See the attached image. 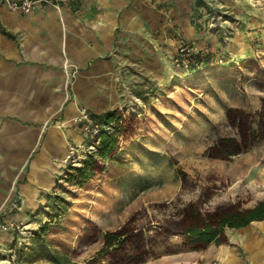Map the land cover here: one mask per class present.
Listing matches in <instances>:
<instances>
[{
	"label": "rangeland",
	"instance_id": "obj_1",
	"mask_svg": "<svg viewBox=\"0 0 264 264\" xmlns=\"http://www.w3.org/2000/svg\"><path fill=\"white\" fill-rule=\"evenodd\" d=\"M183 3L184 7L179 3V21L168 17L169 23L156 29L162 37L153 40L150 46L160 50L159 54L154 52L150 65H143L141 61L134 65L133 102L122 108L126 111L136 108L142 122L139 131L127 140L113 161L121 165L120 176L106 175L81 187L64 177L72 166L66 163L65 174L57 182L49 205L44 207L45 213L34 227L29 226L31 232L24 237L15 232L4 233L0 264H55L51 253L59 250L70 254L89 226V219H104L109 224L110 218L120 214L125 217L122 211L133 203L137 206L140 201L147 204L173 199L182 188L179 167L199 184L213 187L206 205L239 199L245 206H252L264 198L261 148L255 147L228 159L204 154L210 141L209 125L226 117L222 100L233 104L241 101L231 100L221 86L194 78L202 64L200 58L208 53L212 54V65L226 66L246 58L264 63V0H186ZM153 208L152 213L160 210ZM170 210L172 206L167 209ZM47 220L50 224L44 237H34L33 230ZM150 246V254L140 264L204 261L200 253L203 248L188 246L179 235H171ZM13 253L15 259L10 257ZM92 253L83 256L89 257ZM77 262L85 264L81 258Z\"/></svg>",
	"mask_w": 264,
	"mask_h": 264
},
{
	"label": "crops",
	"instance_id": "obj_2",
	"mask_svg": "<svg viewBox=\"0 0 264 264\" xmlns=\"http://www.w3.org/2000/svg\"><path fill=\"white\" fill-rule=\"evenodd\" d=\"M58 1L22 13L0 0V221L31 227L65 174L69 141L88 139L80 106L99 117L131 104L135 63L159 54L156 29L179 21L186 0ZM229 236L203 248L200 264H264V220Z\"/></svg>",
	"mask_w": 264,
	"mask_h": 264
},
{
	"label": "trees",
	"instance_id": "obj_3",
	"mask_svg": "<svg viewBox=\"0 0 264 264\" xmlns=\"http://www.w3.org/2000/svg\"><path fill=\"white\" fill-rule=\"evenodd\" d=\"M211 56L208 53L200 58L202 64L194 78L221 86L231 100H240L241 103L222 100L226 117L209 125L207 135L210 141L204 154L228 159L255 147L264 153V63L256 58H246L226 66L212 65ZM138 115L136 108L128 114L115 108L99 116L104 123L112 124V130L105 129L100 133L96 150L89 153L80 165H72L66 171V180L83 187L99 177H119L121 165L113 161L127 140L139 131L142 120ZM173 162L177 159L173 158ZM177 173L182 179V188L173 199L147 204L140 201L137 206L133 203L122 211L124 218L120 214L110 218L109 224L104 223V219H89V226L80 235L72 252H52L53 262L77 264V259L81 258L85 264L102 261L105 264H140L150 254L151 244L171 235H179L188 246L200 249L212 242H229V228L264 220V198L252 206H245L239 199L206 205L213 187L199 184L181 167ZM187 193L190 194L185 196ZM170 206L172 210L167 211ZM152 207L160 210L152 213ZM49 224L50 220H47L34 229V237H44ZM89 252H93L89 257L83 256Z\"/></svg>",
	"mask_w": 264,
	"mask_h": 264
},
{
	"label": "built area",
	"instance_id": "obj_4",
	"mask_svg": "<svg viewBox=\"0 0 264 264\" xmlns=\"http://www.w3.org/2000/svg\"><path fill=\"white\" fill-rule=\"evenodd\" d=\"M8 9L12 12L31 13L36 8L37 4L45 2L60 8V2L58 0H1ZM134 109V107L132 108ZM126 114L130 112V108L126 111L122 108ZM77 122L87 135V141L84 143H77L69 141L67 147L69 149V156L64 158L65 163L70 165H80L84 158L89 153L93 152L97 148V144L100 142V133L105 129L112 130L111 123H104L100 117H98L89 106L83 104L79 108L78 115L76 117ZM0 229L4 231L15 232L17 235L27 236L31 229L28 224L21 220H6L0 221ZM10 257L16 258V254L13 253ZM206 264H219L217 260H211Z\"/></svg>",
	"mask_w": 264,
	"mask_h": 264
}]
</instances>
